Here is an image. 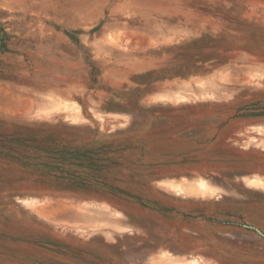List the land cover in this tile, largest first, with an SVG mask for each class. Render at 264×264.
Here are the masks:
<instances>
[{"label": "rangeland", "instance_id": "obj_1", "mask_svg": "<svg viewBox=\"0 0 264 264\" xmlns=\"http://www.w3.org/2000/svg\"><path fill=\"white\" fill-rule=\"evenodd\" d=\"M0 264H264V0H0Z\"/></svg>", "mask_w": 264, "mask_h": 264}]
</instances>
